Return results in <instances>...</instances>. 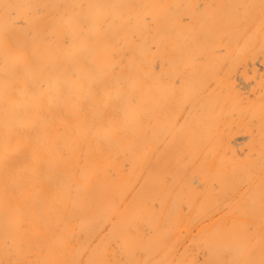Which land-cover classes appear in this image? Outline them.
<instances>
[{
	"label": "bare ground",
	"instance_id": "1",
	"mask_svg": "<svg viewBox=\"0 0 264 264\" xmlns=\"http://www.w3.org/2000/svg\"><path fill=\"white\" fill-rule=\"evenodd\" d=\"M0 264H264V0H0Z\"/></svg>",
	"mask_w": 264,
	"mask_h": 264
}]
</instances>
